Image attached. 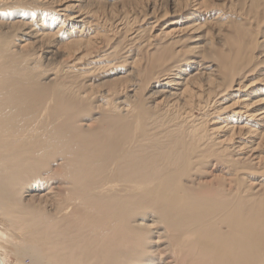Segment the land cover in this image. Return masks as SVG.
Returning a JSON list of instances; mask_svg holds the SVG:
<instances>
[{
	"label": "bare ground",
	"instance_id": "1",
	"mask_svg": "<svg viewBox=\"0 0 264 264\" xmlns=\"http://www.w3.org/2000/svg\"><path fill=\"white\" fill-rule=\"evenodd\" d=\"M28 1L0 0V9L26 15ZM90 2L72 0L51 13L67 12L79 34L92 26ZM44 18L38 12L40 33L31 22H0L3 264H264V157L256 151L264 141V85L242 97L229 93L250 88L243 79L258 67L252 51L232 64L216 53L222 81L207 79L205 87L181 78L190 60L161 72L163 89L154 95H167L152 103L169 119L160 123L147 117L142 93L123 82L93 92L92 75L112 52L95 56L92 38L52 51L53 69L12 45L6 32L51 44L55 20ZM171 55L149 56L148 65H165ZM194 110L206 115L197 120ZM231 116L257 128H235ZM241 135L258 142L245 149L247 142H234ZM208 159L209 170L199 172Z\"/></svg>",
	"mask_w": 264,
	"mask_h": 264
},
{
	"label": "rangeland",
	"instance_id": "2",
	"mask_svg": "<svg viewBox=\"0 0 264 264\" xmlns=\"http://www.w3.org/2000/svg\"><path fill=\"white\" fill-rule=\"evenodd\" d=\"M70 1L72 0H51V3L48 0L46 4L39 0H29L27 4L31 9V13L26 14L28 16L23 13L12 16L8 10L0 9V22L19 24L21 22H31L33 32L40 33L39 22L36 20L38 12L44 15V19L55 20L47 28L48 31L46 30L52 35L51 44L40 42L41 46L40 43L36 44V40L33 38L22 35L20 37L16 32H6L11 37L13 46H23L27 50L37 53L40 56L39 66L47 69L58 67L57 63L59 61L57 58L55 60L50 59L49 62L46 61V58L56 48L63 52L66 51L64 48L75 40L92 38L93 46L96 48L94 50L95 56H98V53L101 55L112 52L109 62L106 61V63L98 65L104 68L92 75L91 84L94 85L92 84L91 87H93V92L102 94L108 91L110 87L114 88L113 86L116 83L123 82L128 88L130 86V89L136 90V93H142L144 99L146 98L147 117L157 118L160 123H164L165 119L168 120L167 116L169 114L164 117L163 111L160 109L157 112V108L152 103L155 99L159 100L157 98L167 95L166 93L161 94L159 97L154 95L155 92L163 89L160 84L156 83L159 82L157 78L161 72L173 67L179 60L182 62L184 60L192 61V63L189 62L187 66L183 67L185 71L180 76L183 79L192 77L189 81L194 82L192 84L194 88H198L199 85L205 87L209 82L207 79H211L215 83L222 81L217 73L219 63L215 60L216 53L219 51L223 53L227 61L232 64L235 58L245 60L244 57L252 51L253 63H256L258 67L243 79V83L250 88L248 87L249 89L245 92L242 90L239 92L235 91L236 87H234L232 91L235 92L229 93H234V97H242L245 94H250L252 92L251 88L264 85L261 82L264 78L261 76L264 74V65L262 64L264 60V0H91L90 10L93 13L95 12V15L93 14L88 19L92 22V28H79V34H74L72 22L64 19L67 12L51 13L54 8L60 10L62 6L66 5V2L69 3ZM18 4L20 5L21 2ZM15 9L20 11L22 6L20 5L19 8ZM80 30L82 31L80 32ZM135 30L140 33L137 37L131 38V33ZM168 32L172 33L170 38L164 36ZM171 41L173 42L171 43ZM232 42L237 45L234 53L230 44ZM97 48L98 52H96ZM170 50L173 55L166 57L165 65L162 64L160 59L153 66L148 65L149 56L164 57ZM66 64L67 61H63L60 65L65 66ZM106 65L111 69H108ZM47 76L43 78L46 79ZM43 78L41 79L44 80ZM138 78H141V81ZM94 79L95 82H93ZM112 88L111 91H113ZM89 89L86 92L90 93L92 91H89ZM247 91L248 93H246ZM254 95H257V92ZM120 96H123V94H119L115 98ZM230 99L223 102L228 105ZM98 103L100 102L95 101L93 104L95 108H92L96 109ZM201 112L194 110L192 115L199 120L201 116L206 115L205 110ZM98 114L99 110L96 109L93 112L94 118H97ZM231 117L232 120L229 119L230 123L235 128H239V126L248 128L251 124L253 128H257L256 124L258 122L252 121L250 123L243 116ZM241 136H236L234 142H247L245 149L257 138L254 135ZM255 142L258 141L255 140ZM257 148L259 149L256 151L264 157V141ZM209 161L212 162L213 159H208L205 165L199 169V172L209 170L207 167ZM256 168L257 170H255L259 172L263 166H257ZM216 175L222 177L219 173ZM238 181H240L239 178ZM0 264H3L1 257Z\"/></svg>",
	"mask_w": 264,
	"mask_h": 264
}]
</instances>
